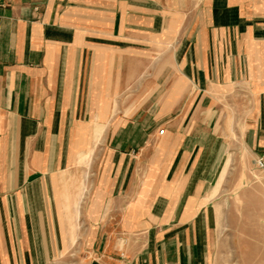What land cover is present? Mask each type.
<instances>
[{
	"label": "crops",
	"instance_id": "0c3cea01",
	"mask_svg": "<svg viewBox=\"0 0 264 264\" xmlns=\"http://www.w3.org/2000/svg\"><path fill=\"white\" fill-rule=\"evenodd\" d=\"M236 124L264 0H0V264H221Z\"/></svg>",
	"mask_w": 264,
	"mask_h": 264
},
{
	"label": "rangeland",
	"instance_id": "374dc122",
	"mask_svg": "<svg viewBox=\"0 0 264 264\" xmlns=\"http://www.w3.org/2000/svg\"><path fill=\"white\" fill-rule=\"evenodd\" d=\"M229 129L232 138L226 143L225 173L220 177L225 181L220 189L225 202L220 211L219 260L221 264H264V174L245 145V127L236 124ZM77 259L74 255L70 261Z\"/></svg>",
	"mask_w": 264,
	"mask_h": 264
},
{
	"label": "built area",
	"instance_id": "2783aa9c",
	"mask_svg": "<svg viewBox=\"0 0 264 264\" xmlns=\"http://www.w3.org/2000/svg\"><path fill=\"white\" fill-rule=\"evenodd\" d=\"M164 134V130L160 131V135ZM257 168L264 174V157H258L255 161Z\"/></svg>",
	"mask_w": 264,
	"mask_h": 264
}]
</instances>
